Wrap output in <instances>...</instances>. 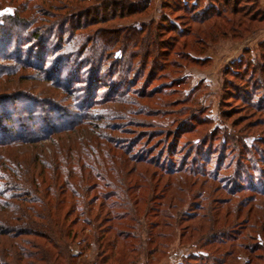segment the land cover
<instances>
[{
    "label": "rangeland",
    "instance_id": "rangeland-1",
    "mask_svg": "<svg viewBox=\"0 0 264 264\" xmlns=\"http://www.w3.org/2000/svg\"><path fill=\"white\" fill-rule=\"evenodd\" d=\"M5 2L0 24L27 0ZM33 4L41 11L38 27L61 26L44 32L42 41L0 38V60L21 52L23 61H0V99L8 97L0 100V143L13 136L4 113L22 131L19 138L38 140L46 120L60 128L64 118L91 112L92 129L120 148L111 168L120 158L147 162L133 175L142 202L133 212L130 206L102 215L101 229L120 231L131 243L128 251L119 245L116 257L105 261L112 253L109 234L81 222L69 246L75 263L264 264V0ZM226 6L227 16L202 25L192 21L203 13L198 9ZM62 39L71 49L60 50ZM30 110L37 113L30 117ZM50 144L0 145V159H19L25 174V165ZM2 163L1 175L17 169ZM12 181L0 180V201L9 209L20 203L10 198L18 186ZM107 191L100 185L93 196ZM8 212L0 215L7 221L0 220V264H31L41 241L4 235V225L21 224Z\"/></svg>",
    "mask_w": 264,
    "mask_h": 264
},
{
    "label": "trees",
    "instance_id": "trees-1",
    "mask_svg": "<svg viewBox=\"0 0 264 264\" xmlns=\"http://www.w3.org/2000/svg\"><path fill=\"white\" fill-rule=\"evenodd\" d=\"M7 1L12 4L17 0ZM36 1L45 2L47 0H27L24 6L16 9L14 15H8L2 19L0 38L6 37L10 43L14 39V35H31L33 41H42L47 36L44 32H52L55 28L61 26L60 23H55L48 27H38L37 24L40 20H38L37 14H41V11L39 13V7L37 4H33ZM193 1L198 2L200 0H185V2ZM0 3L4 4L6 2L5 0H0ZM199 10L203 13L193 15L192 21L202 25L210 23L211 17L214 15L219 16V18L227 16L228 6L218 11L214 7L207 9L208 11L205 9ZM232 14L238 16L240 12L235 7ZM174 29L177 30V27ZM72 45V48L75 49L79 46V43ZM69 49H71V44L67 47L62 39L60 50L68 51ZM20 53L14 52L17 59L6 55L1 60L7 62L15 59L17 64H23ZM35 57L37 58V55ZM4 98L0 100L5 101L8 99L7 96ZM35 113H37L36 110H30V117L34 116ZM4 114L5 117L8 114L6 120L14 137L12 136L2 144L0 143L1 146L21 149L22 146H30L38 140L51 143V147L42 146L43 149L37 153L35 158L33 157L30 165H25L27 166L24 170L25 174H22V162L19 159L15 157L13 159L12 157L9 159L2 157L0 159L3 162V166L11 163L17 168L16 170L21 171L18 173L16 170H10L12 174L9 176L1 175L0 173L1 181L8 184L12 180L18 182V186L15 187L16 196L10 198L20 202L17 207L12 206L9 209L2 204L5 202L3 197L2 201H0V215L5 210H8L7 217L11 218L13 216L15 218L19 216V218L17 217L18 219L16 218V222L21 219L19 226H16L17 224L15 226L4 225L5 230L1 229L3 233L7 232L4 235L10 236V234H13L20 238L34 237L41 241L39 244L37 243L39 247H37L36 254L32 253L37 260L31 257L32 262L34 261L33 263L30 262L31 264H57L60 260H63L65 264H76L75 260L78 256H72L69 246L71 245V240H74L79 234L81 222L96 232L100 229L103 236L109 234L107 245L112 250V253L108 255L105 261L116 257L119 245L123 252H127L128 247L131 245L128 238H125L126 236L112 227L101 229L104 220L102 215L105 214L109 217L115 211L121 212L124 207L128 209L130 206H132L131 211L133 212L135 210L134 206L142 202L141 200L144 197L137 194L138 184L133 175L136 174L140 168L139 166L146 165V159L144 157L120 158L119 167L117 169L111 168L114 165V157L117 156L113 151H118L120 148L112 144L101 132L93 130L91 122H94L96 117L91 112L64 118L66 124L60 128L53 127L52 129L50 123L46 120L42 127L39 128L38 126L42 134L38 135L40 136L38 140H36L37 138H19L18 134L22 133V131L18 130L17 125L11 123L12 116L9 113ZM81 136H85L83 145L75 144L77 138ZM33 154L34 152L32 156H35ZM109 162L111 163L108 164ZM23 164H25L24 161ZM1 167L2 165H0L2 170ZM189 171L192 173L193 169L191 170L190 168ZM93 180L97 182L92 184ZM100 185L108 189V191L104 195L94 197L93 192L97 191ZM0 196H2L1 193ZM99 198L102 202L100 206H97L96 203ZM153 199H150V201ZM22 218L24 219L23 221ZM0 220L7 223L2 216ZM118 225L120 224L118 223ZM222 235L224 236V234L220 236ZM153 236L152 234L149 235L150 242H154V240L152 241ZM23 243L27 244L29 242L23 240ZM44 246H48V248ZM49 248L52 250L51 255L47 254V249ZM226 264H228V261Z\"/></svg>",
    "mask_w": 264,
    "mask_h": 264
}]
</instances>
